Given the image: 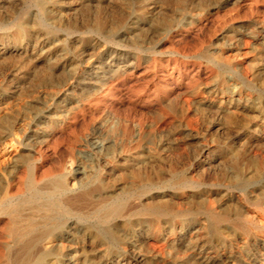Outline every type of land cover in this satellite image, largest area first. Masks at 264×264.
<instances>
[{
    "label": "rangeland",
    "instance_id": "374dc122",
    "mask_svg": "<svg viewBox=\"0 0 264 264\" xmlns=\"http://www.w3.org/2000/svg\"><path fill=\"white\" fill-rule=\"evenodd\" d=\"M253 1L0 0V212L60 181L81 207L75 243L37 264H264Z\"/></svg>",
    "mask_w": 264,
    "mask_h": 264
},
{
    "label": "bare ground",
    "instance_id": "6f19581e",
    "mask_svg": "<svg viewBox=\"0 0 264 264\" xmlns=\"http://www.w3.org/2000/svg\"><path fill=\"white\" fill-rule=\"evenodd\" d=\"M210 1V0H209ZM218 1V0H216ZM240 1V0H237ZM253 1V0H252ZM236 2V1H235ZM234 2V3H235ZM258 2V1H257ZM261 2V1H260ZM212 3V2H211ZM237 3V2H236ZM251 3V2H250ZM254 1L252 2V4ZM233 4V3H232ZM238 4V3H237ZM256 4V2H255ZM263 4V3H262ZM214 5V4H213ZM227 5V4H226ZM251 5V4H250ZM228 6V5H227ZM252 6V5H251ZM250 6V7H251ZM202 8V7H201ZM228 8V7H227ZM236 8V7H235ZM226 11V10H225ZM233 11V10H232ZM210 12V11H209ZM229 9H228V14H229ZM232 14V13H231ZM256 14V13H255ZM251 15H252V9H251ZM225 16V15H224ZM255 17V16H254ZM253 17V18H254ZM258 17V16H257ZM255 17V19H258ZM225 19V18H224ZM233 19V18H231ZM227 21V20H223ZM258 21V20H257ZM256 21V23H257ZM248 22V21H247ZM255 22V21H254ZM261 22V20L259 21ZM224 23V22H223ZM261 24V23H259ZM225 25V24H224ZM241 25V24H240ZM252 26V25H251ZM254 26V25H253ZM259 26V25H258ZM22 27V26H21ZM246 27V26H245ZM261 27V26H260ZM263 28V27H262ZM261 28V29H262ZM246 29V28H245ZM244 29V30H245ZM251 29V28H250ZM249 29V30H250ZM255 29V28H254ZM264 29V28H263ZM243 30V31H244ZM258 31V30H257ZM262 31V30H261ZM260 31V32H261ZM247 32V31H246ZM255 32V31H254ZM248 33V32H247ZM247 35V34H246ZM250 35V34H248ZM255 35V34H254ZM263 41V40H262ZM250 42V41H249ZM248 42V43H249ZM231 43V42H230ZM252 43V42H250ZM260 43V42H259ZM263 43V42H262ZM251 45V44H250ZM253 46V44H252ZM254 47V46H253ZM258 47V45H257ZM222 48V47H221ZM220 48V49H221ZM255 48V47H254ZM252 49V48H251ZM250 49V50H251ZM229 50V49H228ZM236 50V49H235ZM264 50V49H263ZM239 51V50H238ZM248 51V49L246 50ZM253 51V50H251ZM216 53V52H215ZM223 53V52H222ZM252 53V52H251ZM254 53V52H253ZM220 54V53H219ZM248 54V53H247ZM255 54V53H254ZM259 54V53H258ZM224 55V54H223ZM257 55V54H256ZM244 56V55H243ZM264 56V55H263ZM219 57V56H218ZM242 57V55H241ZM253 57V56H252ZM195 58V57H194ZM217 58V57H216ZM262 61V60H261ZM13 141V140H12ZM13 143V142H12ZM14 144V143H13ZM15 145V144H14ZM8 149V148H7ZM13 158V156H12ZM10 159V158H9ZM6 164V163H5ZM11 165V164H10ZM9 166V165H8ZM9 168V167H8ZM15 170V169H14ZM33 174V173H32ZM60 177V176H59ZM55 180V179H54ZM29 181V180H28ZM60 180H58L59 182ZM31 181L28 182V184ZM57 182V181H55ZM61 182V181H60ZM55 183V186L51 190H43V189H37L36 187L32 189V192L27 196L26 198L22 199L21 201L17 202L14 204L13 200L16 199V196H18V193H13L10 190L6 192L7 194V199L10 198V201L6 203V207L0 212L2 213L3 216L4 214L7 217V221H3L0 219V222L3 221L5 222L4 229L6 230V241L4 243H0V256L4 257L6 259V263L4 264H37V262L41 260H45V258L48 255L53 254L55 250H57L60 246L65 247V246H71L74 244V234L78 233L77 229V221L76 217L78 214V210L81 208L77 203L78 198L75 196H70L69 193L70 191L74 190L73 187L69 185V183L61 184V183ZM34 183V182H33ZM32 183V184H33ZM27 184V185H28ZM54 184V182H53ZM18 185V184H17ZM35 185V184H34ZM33 185V186H34ZM51 185V183H50ZM85 185V184H84ZM29 186V185H28ZM39 186V185H38ZM83 186V185H82ZM24 187V186H23ZM26 187V186H25ZM81 187V185H80ZM84 187V186H83ZM27 189V188H26ZM31 189V188H30ZM29 189V190H30ZM82 189V188H81ZM7 190V189H6ZM85 190V189H84ZM89 190V189H88ZM82 191V190H81ZM91 191V190H90ZM24 192V191H23ZM27 192V191H26ZM74 192V191H73ZM72 192V193H73ZM78 193L80 191H77ZM86 193V192H84ZM83 193V194H84ZM92 193V192H91ZM23 194V193H22ZM75 194V193H74ZM80 194V193H79ZM78 194V197H79ZM82 194V195H83ZM20 195V193H19ZM81 195V194H80ZM91 195V194H90ZM89 197L91 198V196ZM103 195V194H102ZM77 196V195H76ZM86 196V194L84 195ZM20 197V196H19ZM18 197V198H19ZM22 197V196H21ZM87 197V196H86ZM4 198V197H3ZM58 198V200L56 199ZM80 200L82 199L81 196L79 197ZM84 198V197H83ZM41 200L40 203H36V207L38 210L42 212V218L44 219L43 224L39 223L37 219L33 217V209L32 212L28 211L30 208H28L31 203L34 201ZM92 200V199H91ZM104 200V199H103ZM3 201V200H1ZM84 200H82L83 202ZM107 201V200H106ZM105 201V202H106ZM5 202V199H4ZM87 202V201H86ZM94 202V201H91ZM90 202V204H91ZM3 203V202H2ZM35 203V202H34ZM33 203V204H34ZM84 203V202H83ZM103 203V202H101ZM120 203V202H119ZM118 203V204H119ZM82 204V203H81ZM88 204V203H87ZM117 204V203H116ZM121 204V203H120ZM86 205V204H85ZM93 205V204H92ZM124 205V204H123ZM82 206V205H81ZM88 206V205H87ZM97 206V205H96ZM116 206V205H115ZM31 207V206H30ZM90 207V206H89ZM98 207V206H97ZM102 207V205H101ZM112 207V206H111ZM33 208V207H32ZM31 208V209H32ZM88 208V207H87ZM99 208V207H98ZM110 209V207H107ZM114 208V206H113ZM120 208V207H119ZM93 209V208H92ZM90 209V210H92ZM96 209V208H95ZM118 212L117 207L115 208ZM124 209V208H123ZM123 209L121 211H123ZM83 210V209H82ZM85 210V209H84ZM89 210V208H88ZM112 210V209H111ZM214 210V209H213ZM37 211V209H36ZM39 211V212H40ZM81 211V210H80ZM86 211V210H85ZM94 211V210H93ZM97 211V210H96ZM127 211V210H126ZM133 211V210H132ZM40 212V213H41ZM56 212H61L63 215H67V220L64 222L62 221L63 224H56L53 220L54 215ZM105 212V211H104ZM107 212V211H106ZM212 212V211H211ZM36 213V212H35ZM82 213V212H81ZM86 213V212H85ZM90 213V212H89ZM124 213V212H123ZM129 211L127 212V214ZM69 214V216H68ZM84 214V212H83ZM106 214V213H104ZM113 214V212H112ZM111 214V215H112ZM131 214V213H130ZM219 214V213H218ZM38 215V214H36ZM85 215V214H84ZM103 215V214H102ZM109 215V216H111ZM120 215V214H119ZM122 216V215H121ZM125 216V215H124ZM6 217L4 216L5 220ZM103 217V216H102ZM64 218V217H63ZM99 218V217H98ZM104 218V217H103ZM109 218V217H108ZM113 218V217H112ZM118 218V217H116ZM123 218V217H122ZM126 218V217H125ZM39 219V218H38ZM101 219V218H100ZM207 219V218H206ZM215 219V217H214ZM218 219V218H217ZM42 220V219H41ZM87 220V219H86ZM108 220V219H107ZM112 220V219H111ZM115 218H113V221ZM120 220V219H119ZM125 220V219H124ZM208 220V219H207ZM225 220V219H224ZM81 221V220H80ZM92 221V220H91ZM103 221V219H102ZM227 221V220H226ZM98 222V221H97ZM96 222V223H97ZM107 222V221H106ZM116 222V221H115ZM122 222V221H121ZM218 222V221H217ZM82 223V222H81ZM94 223V222H93ZM111 223V222H110ZM117 223V222H116ZM3 224V223H2ZM79 224V223H78ZM84 225V224H82ZM87 225V224H86ZM103 225V223H102ZM106 225V224H105ZM120 225V224H118ZM213 224H211L212 226ZM215 225V224H214ZM2 226V225H1ZM47 227L44 229L42 232H38L37 230L40 227ZM80 227V226H79ZM86 227V226H85ZM89 227V226H88ZM241 227V226H240ZM105 228V227H104ZM107 228V226H106ZM115 228V227H113ZM194 228V227H193ZM217 227H215L216 229ZM242 228V227H241ZM81 230V228H79ZM87 229V227H86ZM96 229V227H95ZM220 229V228H219ZM218 229V230H219ZM238 229V225H237ZM83 230V229H82ZM96 231V230H95ZM107 231V230H106ZM115 231V230H114ZM117 231V230H116ZM38 232V233H37ZM89 232V231H88ZM92 232V231H91ZM94 232V231H93ZM121 232V231H120ZM98 233V232H97ZM217 233V232H216ZM224 233V232H223ZM86 234V233H85ZM96 234V233H95ZM121 234V233H119ZM118 234V235H119ZM94 235V234H93ZM99 235V234H98ZM106 235V234H105ZM80 236V235H77ZM107 236V235H106ZM121 236V235H120ZM119 236V237H120ZM1 237V236H0ZM84 237L81 235V238ZM122 237V236H121ZM90 239V237H88ZM112 238V237H111ZM123 238V237H122ZM254 238V236H253ZM83 239V238H82ZM102 240V239H101ZM117 240V239H115ZM119 241V240H117ZM253 242V241H252ZM262 242V241H261ZM87 243V242H86ZM91 243V241L89 242ZM106 243V242H105ZM118 243V242H117ZM102 245V244H101ZM257 245V244H256ZM99 246V245H98ZM107 246V245H106ZM88 248V247H87ZM92 248V247H91ZM99 248V247H98ZM66 250V249H65ZM92 250V249H91ZM73 251V250H72ZM89 251V250H88ZM127 251V250H126ZM70 252V251H69ZM205 252V251H204ZM60 253V250H59ZM58 253V254H59ZM62 253V252H61ZM121 253V252H120ZM91 254V253H90ZM122 254V253H121ZM65 255V254H64ZM127 255V254H126ZM205 255V253H204ZM66 256V255H65ZM61 257V256H60ZM67 257V256H66ZM65 257V258H66ZM50 258V257H49ZM64 258V257H63ZM73 258L74 264L79 263V257L77 256V250H74V254L70 257ZM126 258V257H125ZM138 258H140L138 256ZM62 259V258H60ZM69 259V258H68ZM124 259V258H122ZM56 260V258H55ZM88 260V259H87ZM4 261V260H3ZM86 261V260H85ZM84 261V262H85ZM89 261V260H88ZM145 260H143L144 262ZM1 262V261H0ZM124 262V261H123ZM259 262V261H258ZM42 263V261H41ZM44 263V262H43ZM48 263V262H46ZM55 263V262H54ZM88 263V262H87ZM131 263V262H130ZM62 264V262L60 263ZM128 264V263H127Z\"/></svg>",
    "mask_w": 264,
    "mask_h": 264
}]
</instances>
